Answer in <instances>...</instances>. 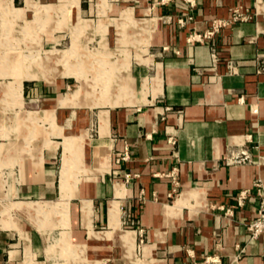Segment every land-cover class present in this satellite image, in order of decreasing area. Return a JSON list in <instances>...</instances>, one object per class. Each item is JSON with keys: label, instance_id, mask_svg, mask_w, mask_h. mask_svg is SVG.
Listing matches in <instances>:
<instances>
[{"label": "crops", "instance_id": "obj_1", "mask_svg": "<svg viewBox=\"0 0 264 264\" xmlns=\"http://www.w3.org/2000/svg\"><path fill=\"white\" fill-rule=\"evenodd\" d=\"M143 1L153 5L160 21L152 39L153 62L134 61L131 74L140 89L143 78L160 70V91L128 100L134 104L107 107L103 133L99 116L106 107L90 111L87 105L63 104L76 90L63 96V82L25 79L22 105H13L8 93L13 122L0 113V264H26L29 253L40 264L37 258L51 247L45 244L49 230L60 228V241L68 231L79 245L88 241L80 235L85 229L89 238L90 220L93 228L102 227L95 230H111L110 214L116 210L119 217L118 209L125 236L146 245L144 252L157 264H190L210 253L224 262L264 264V236L253 237L247 228L259 205L256 182L264 185V10L258 0H193L191 6L187 0ZM79 6L69 10L67 22L78 18L80 0ZM90 6L87 1V10ZM233 8L254 14L220 27L205 41L188 40L190 31L229 17ZM26 120L32 123L31 139L20 128ZM85 130L87 161L78 152L61 171L64 136ZM124 144L129 158L117 162ZM243 147L250 160L231 161ZM80 165L93 169L75 178L73 196L64 197L62 186ZM174 180L179 191L172 198ZM241 188L250 191L237 205ZM47 200L69 202L67 228L59 215H50L40 227L37 216L24 211L29 201ZM16 202L23 210L3 212ZM224 206H233V214H224ZM114 248L125 258L116 243L110 257Z\"/></svg>", "mask_w": 264, "mask_h": 264}, {"label": "rangeland", "instance_id": "obj_2", "mask_svg": "<svg viewBox=\"0 0 264 264\" xmlns=\"http://www.w3.org/2000/svg\"><path fill=\"white\" fill-rule=\"evenodd\" d=\"M87 1L91 2L89 10ZM80 3L81 14L79 12L78 18L67 22L69 10L72 7L79 10V0H14V3L13 0H0V89L3 88L7 93H0V113L5 122H13V111L10 110L7 95L9 93L12 96L13 105H22L25 79H38L46 83L63 82V96L76 89L65 95L63 104L75 102V105H87L90 111L106 107L99 116L101 133L104 113L108 116L109 125L107 107L134 104L135 100H128L136 96L146 99L148 94L154 96L160 91V70L156 76L143 78L140 89L137 79L131 74L134 61L146 64L153 62L152 39L160 21L153 5L143 0H80ZM25 4V7L16 6ZM258 6L264 10V0H258ZM119 100L120 103L113 102ZM28 117L36 121L33 112L28 111ZM26 123L21 124L20 128L30 135L32 123L29 120ZM87 133L85 130L82 135L64 136L61 171L78 152L87 161ZM52 135L54 133L50 137ZM88 167L80 165L79 169L71 171L65 186H62L64 197L73 196L77 188L75 178L93 169ZM102 168L105 166L97 170ZM201 198L196 199L201 201ZM17 202L6 207L3 212L23 210ZM29 202L24 211L36 215L40 227L46 226L45 221L52 214L60 216L59 224L62 227L70 225L68 201ZM85 204V213L91 216L89 201ZM118 210L121 214V210ZM120 214L116 217V210L110 214L111 230H95L102 227L93 228L90 220L89 238L85 229L80 235L81 240L88 241L79 245L70 241L66 230L60 241L61 229L52 228L45 241L46 246L51 247L37 260H40V264H125L127 258L130 260L126 261L128 264H157L154 257L144 252L146 245L141 248V242L136 241V237L131 239L125 236L126 230H121ZM119 230L121 232L117 235ZM115 243L122 246L125 258L120 257L116 248L110 257ZM26 264H36L33 254H28Z\"/></svg>", "mask_w": 264, "mask_h": 264}, {"label": "built area", "instance_id": "obj_3", "mask_svg": "<svg viewBox=\"0 0 264 264\" xmlns=\"http://www.w3.org/2000/svg\"><path fill=\"white\" fill-rule=\"evenodd\" d=\"M191 5H193V0H187ZM254 12L248 10H242L240 8H233L229 17L226 18H214L211 23L205 27L203 30H192L188 34V40H196V41H205L207 39L212 38L216 32L220 29V27L230 24L237 20H245L252 17ZM188 19H192L193 15L191 12L187 14ZM180 24L185 23V18H179ZM231 60L228 61V64L231 65ZM255 108V106H253ZM250 134H248V137ZM129 158V148L127 144H124V147L121 153L116 157V161L127 160ZM250 160L249 153L245 147L240 148L239 151L231 156V161L234 162H244ZM130 176L129 172H125V178L128 179ZM257 185V193L259 195V205L256 210V214L253 218L248 220L247 228L250 231L251 236H264V185L261 181L256 182ZM178 183L177 181H173V186L169 190L168 194L170 197L175 196L178 193ZM249 188H241L236 194V204L242 205L244 203L245 198L249 194ZM224 214L232 215L234 211L233 206H224ZM190 264H238L236 260L224 262L221 258L215 254L210 253L206 254L201 261H193Z\"/></svg>", "mask_w": 264, "mask_h": 264}, {"label": "bare ground", "instance_id": "obj_4", "mask_svg": "<svg viewBox=\"0 0 264 264\" xmlns=\"http://www.w3.org/2000/svg\"><path fill=\"white\" fill-rule=\"evenodd\" d=\"M119 85V84H118ZM82 92H83V90H82ZM81 93V92H80ZM79 96V95H78ZM105 99V98H104ZM120 101V100H119ZM118 102V101H117ZM104 125V124H103ZM104 130H106V129H104ZM180 203V201L178 202V204ZM183 204V203H182Z\"/></svg>", "mask_w": 264, "mask_h": 264}]
</instances>
